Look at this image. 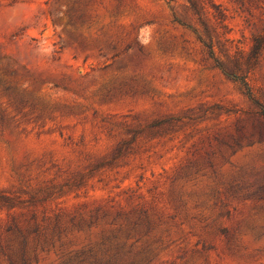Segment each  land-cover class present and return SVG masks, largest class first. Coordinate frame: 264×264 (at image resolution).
I'll return each instance as SVG.
<instances>
[{
	"label": "rangeland",
	"instance_id": "374dc122",
	"mask_svg": "<svg viewBox=\"0 0 264 264\" xmlns=\"http://www.w3.org/2000/svg\"><path fill=\"white\" fill-rule=\"evenodd\" d=\"M212 2L247 57L264 0ZM173 14L199 27L185 0H0V264L136 218L118 264H264V120ZM247 78L264 105V50Z\"/></svg>",
	"mask_w": 264,
	"mask_h": 264
},
{
	"label": "trees",
	"instance_id": "16d2710c",
	"mask_svg": "<svg viewBox=\"0 0 264 264\" xmlns=\"http://www.w3.org/2000/svg\"><path fill=\"white\" fill-rule=\"evenodd\" d=\"M171 1L175 0H168V2ZM185 1L187 2V11L195 18V22L199 24V27L196 28L192 23L181 19L175 14H173V21L190 29L195 34L196 40L200 42L207 57L212 60L214 67L218 68L225 77L239 83L243 88V93L256 108L254 112L257 118L264 120V105L255 96L247 78L249 70L257 64V57L261 50H264V33L252 35V46L247 57L243 58L239 50L234 55H225V60H222L216 54L215 44L219 47L220 37L224 35V32L219 30L225 27L223 23L225 18L223 11L219 10V7L212 0ZM207 15L210 18L209 21L206 19ZM211 19L213 20L212 23ZM262 31L264 32V28ZM219 51L222 52L221 48H219ZM166 122V120H159L153 122L150 126L162 127ZM141 213L145 214V212ZM134 220L128 221L124 229L122 227L110 229L95 248L90 247L70 253L67 259L62 261V264H118V260L122 257L121 252L125 247V242L121 240V237L127 236L131 230L136 228L140 219L136 218ZM44 228L39 224L35 225L33 232L36 233L37 238L45 235L42 232ZM58 228L60 229V227ZM7 230L11 231L12 228L8 227ZM44 241L46 244L51 243L49 242V238H44ZM27 242V235H22L19 241L17 256L12 257L10 254H5L7 264H29V257L26 252Z\"/></svg>",
	"mask_w": 264,
	"mask_h": 264
}]
</instances>
